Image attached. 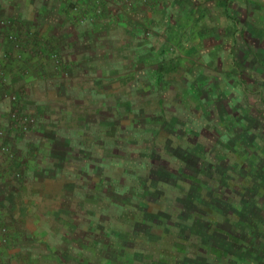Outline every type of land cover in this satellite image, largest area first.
Instances as JSON below:
<instances>
[{
    "label": "rangeland",
    "instance_id": "374dc122",
    "mask_svg": "<svg viewBox=\"0 0 264 264\" xmlns=\"http://www.w3.org/2000/svg\"><path fill=\"white\" fill-rule=\"evenodd\" d=\"M68 1L65 12L92 34L89 43L77 40L91 49L92 68L63 77L69 87L57 90L47 77L25 103L18 86L7 87L10 52L0 54V128L15 152L2 161L36 163L14 170L21 191L7 211L16 210L10 223L0 212V261L264 264V0H140L137 8L135 0H81L77 9ZM83 11L93 17L80 20ZM9 37L23 46L18 32ZM15 109L35 116L39 129H63L55 141L31 131L16 136ZM111 119L116 143L104 137ZM100 127L102 139L92 138ZM35 139L49 150H38ZM59 141L65 150H50ZM83 159L90 167L80 172ZM149 163L154 180L159 171L179 182L184 169L196 173L199 202L182 205L187 185L175 182L156 203L147 193L152 181L140 178ZM212 201L222 208L211 209ZM60 223L70 237L91 236L85 246L77 241L73 259Z\"/></svg>",
    "mask_w": 264,
    "mask_h": 264
},
{
    "label": "crops",
    "instance_id": "0c3cea01",
    "mask_svg": "<svg viewBox=\"0 0 264 264\" xmlns=\"http://www.w3.org/2000/svg\"><path fill=\"white\" fill-rule=\"evenodd\" d=\"M69 4L70 2L68 0H0V54L8 51L11 54L12 60V63L8 64L11 65V67L9 68L10 82L7 87L9 89H17L19 87L25 103L27 102L26 98L30 96L29 89H31V86H33L35 82H39V85H41L49 81V83H47L48 85L53 84V87L59 90L60 86L64 85L65 88L70 86L67 81L69 78L65 79L63 77H73L79 67L84 69L87 68L88 71L92 68L91 49H88L86 45L79 46L77 44V40H81L83 43H89L91 41V27H89L90 25L77 27L73 23L72 16L69 15V10L65 12V7L67 5L69 8ZM134 5L137 8L143 5V3L140 0H135ZM2 20L13 23L12 25L6 26V24L2 23ZM13 31L20 34L23 46L16 47L14 46V42L9 40L10 37L8 38V36ZM146 50L152 51L153 49L147 47ZM19 53L22 55L19 56ZM52 53H56L60 56L61 59L58 63L54 60L55 58L52 57ZM47 77L48 79L46 81ZM52 80L54 81L52 82ZM56 89L54 90L55 92L57 91ZM59 94V97L64 96L60 91ZM9 105V108H11L13 102L10 101ZM4 106L6 110H9L7 107L8 105ZM41 114L43 115L44 112L41 111ZM5 116L6 114L3 115V117ZM60 129H63V125L49 130L46 129L47 132H50L46 135V130L43 131V128L39 129L38 125L33 130L23 132V135L26 137L29 135V131H31L30 133L34 132L33 134L35 135L40 134L41 136L43 135L44 138H48V140L50 138L53 140L59 135ZM11 133H16V136L20 135V133L16 132L14 129L11 130ZM49 134H51V137L48 136ZM33 141L36 147H38V150L40 149L42 152L49 150L47 148L44 151L42 148L45 145L47 146L48 143L44 145L41 143L38 145L39 142H37L36 139ZM2 160L6 162L11 160V158L6 156V154L0 158V168H2L0 172V212L3 216L2 221L10 223L7 220V216L9 217L12 213L15 215L14 211L16 210L11 209L9 213H7V211L10 206H13L14 195L18 196L21 191V187L18 184L22 183V181L15 180L14 170L16 168H23L25 165L29 167L31 166L30 164H34V162L29 161L27 158L19 157L13 161H9V164L5 166ZM34 165L36 166V163ZM44 177L46 176L43 175V178ZM74 198L75 197H73V199ZM68 222L69 221L65 223L74 224L75 220L73 223ZM60 224L62 226L60 231H67L66 234L68 237H64V239H66L64 242H66L67 247L70 248L67 252V254H69L68 256H71V259H73L76 248L79 246L77 245V241H80L85 246L86 243L91 242V240L86 238L88 235L84 236V234L76 237L74 233L70 237V230L65 227L66 224ZM66 261L68 260L66 259Z\"/></svg>",
    "mask_w": 264,
    "mask_h": 264
},
{
    "label": "trees",
    "instance_id": "16d2710c",
    "mask_svg": "<svg viewBox=\"0 0 264 264\" xmlns=\"http://www.w3.org/2000/svg\"><path fill=\"white\" fill-rule=\"evenodd\" d=\"M163 76V74L161 73V74H158V77H159V79H161V77ZM48 112H47V110L46 111H44V114L46 115ZM111 123H113V125L112 124H109L108 123V125H106L105 127H104V131L106 132V133H104V137L106 138V143H107V140L111 137V138H113V143H116L117 142V140H118V137H117V135H113V134H110V132L109 131H112V130H114L115 129V127L117 126V121L115 120V119H111ZM39 125V123H38V121H36V123H33V125L30 127V130H33V129H35L37 126ZM60 126V125H59ZM43 128V127H42ZM101 129L99 130V134H94V136L92 137V138H95V136L96 135H99V138L100 139H102V130H103V127H100ZM47 128H46V126L43 128V131H45ZM16 132H18V133H20V135H17V136H21V133L23 134V132H25V131H22V130H16ZM157 132V131H156ZM160 133V132H159ZM157 134H158V132H157ZM91 136L92 135H87V138H88V141L90 140V138H91ZM57 137V136H56ZM55 137V138H56ZM7 137L5 136V138L4 137H0V143L1 142H3V141H5V139H6ZM53 139L54 141L56 140V139ZM102 143V142H101ZM57 144H61V146L60 147H54V148H50V150L52 149L53 151L54 150H56L57 152H61V151H64L65 150V146L64 145H62V143H61V141H59ZM72 145H73V143H72ZM28 146H30V144L28 145ZM49 146L47 145H45L44 147H42L43 148V150L45 151L47 148H48ZM89 147V146H88ZM106 150H107V152L108 151H113L112 150V146H110V145H108V144H106ZM64 148V149H63ZM69 148V147H68ZM31 149H32V147H31ZM35 149V148H34ZM63 149V150H62ZM151 149V148H150ZM69 150H70V148H69ZM71 151H73L74 152V150H72L71 149ZM69 151H67V153H68ZM145 153H147L148 155H147V157H146V159L149 157V156H152L153 155V152L151 151V150H149V151H145ZM12 156H14V155H12ZM11 156V157H12ZM10 157V158H11ZM64 161H67V160H63V162ZM87 161V160H86ZM85 161V159H83V163L84 162H86ZM89 163L90 162H87V164H83V166H81L80 167V172L81 171H87V168L88 167H90V165H89ZM92 166V165H91ZM141 167H145L146 169H148V173H146V174H142V175H140L141 177L140 178H142V179H144V180H148V181H152V183H150V187H151V191L150 190H148L147 191V193H152L154 196H155V202L157 203L158 202V197H160V196H165L166 195V193H167V191H168V189H166V185H168V184H170V183H175V182H178L177 184H175V185H179V184H182V182H184V185H187V195H182L181 197H180V201H182V205H187L188 206V208H190V206H192V207H194V205H196L195 203L196 202H199L198 201V197L199 198H201L200 197V193L199 194H197L198 192H199V190L201 189V184L199 183L200 181H201V179L199 178V176L196 174V173H194V172H188V169L187 170H183L182 172H181V174H180V182L178 181V179H177V181H175L174 179L172 180V178H171V175H172V173H167V172H160L159 171V173H157V180H154V178L152 177V174H154V173H151V171H153L152 170V168H153V165L152 164H148L147 166L146 165H142ZM16 170V169H15ZM48 170V169H47ZM150 171V172H149ZM222 171V170H221ZM217 172V171H216ZM220 172V171H219ZM174 175H176V174H174ZM193 176H196V177H198L199 178V182H197L196 180H194L192 177ZM187 179V180H186ZM90 180V179H89ZM189 180V181H188ZM171 181V182H170ZM91 182V181H90ZM202 183V182H201ZM183 185V186H184ZM99 186H100V183H99ZM102 186V185H101ZM189 186H191L192 188H190ZM193 187L195 188V189H193ZM146 188H149V187H146ZM186 188H184L183 187V189L185 190ZM206 189H208V188H206ZM220 189V188H219ZM89 190V189H88ZM209 191H210V189H209ZM102 192L100 191V194H101ZM213 193H216V192H213ZM217 193H218V191H217ZM210 195H211V197H214L215 198V196L210 192ZM221 197H223V196H221ZM225 197H223V199H224ZM216 199H218V198H216ZM219 201H221L220 199H218ZM225 200V199H224ZM223 200V201H224ZM112 201H116V199H112ZM167 201H171V199L169 200V195H168V200ZM116 203H118V202H116ZM207 204H209V203H207ZM212 204V205H211ZM176 205V204H175ZM177 206V205H176ZM208 206V205H207ZM216 206V207H215ZM210 207H211V209H219V208H222V205H219V203H216V202H214V201H212V202H210ZM191 210V209H190ZM194 210H197V208H195ZM191 211H193V210H191ZM183 214H186L185 216H187V213L185 212V213H181V215H183ZM193 214L191 213L190 214V216H192ZM139 226H141V229H144L145 228V225H144V223H139ZM171 229L172 230H174V231H176V229H178V228H176L173 224H172V227H171ZM181 232V227H180V230H179V233ZM91 238V236H87L86 238ZM96 241V240H95ZM92 242V241H91ZM95 243V245H97L99 242H94ZM92 244V243H91ZM91 246V245H90ZM98 246V245H97Z\"/></svg>",
    "mask_w": 264,
    "mask_h": 264
},
{
    "label": "built area",
    "instance_id": "2783aa9c",
    "mask_svg": "<svg viewBox=\"0 0 264 264\" xmlns=\"http://www.w3.org/2000/svg\"><path fill=\"white\" fill-rule=\"evenodd\" d=\"M75 4V8H79V5L81 4V0H72ZM83 1V0H82ZM79 4V5H78ZM85 4H88L87 1L85 2ZM93 17V14L89 13V12H84L80 14V20L85 21L88 18ZM13 99L14 101L17 100V96L14 95ZM11 117H12V121H13V129L14 130H22V131H28L30 130V127L33 125V123H36V117L32 116L30 114H24L22 113L20 110L15 109L13 112H11ZM7 134V130H5V128H0V137H5ZM14 149H12L11 144L6 143V141H3L0 143V158L4 155V154H8V155H14ZM17 171V170H16ZM21 171H18V174ZM6 230V229H5ZM3 240H7L6 236L2 237ZM0 264H3L0 261Z\"/></svg>",
    "mask_w": 264,
    "mask_h": 264
}]
</instances>
